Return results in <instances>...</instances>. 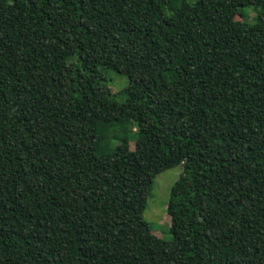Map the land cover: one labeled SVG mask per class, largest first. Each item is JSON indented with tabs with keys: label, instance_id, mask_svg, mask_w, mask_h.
<instances>
[{
	"label": "trees",
	"instance_id": "trees-1",
	"mask_svg": "<svg viewBox=\"0 0 264 264\" xmlns=\"http://www.w3.org/2000/svg\"><path fill=\"white\" fill-rule=\"evenodd\" d=\"M0 264H264V0H0Z\"/></svg>",
	"mask_w": 264,
	"mask_h": 264
},
{
	"label": "rangeland",
	"instance_id": "rangeland-1",
	"mask_svg": "<svg viewBox=\"0 0 264 264\" xmlns=\"http://www.w3.org/2000/svg\"><path fill=\"white\" fill-rule=\"evenodd\" d=\"M173 8L174 5L170 4L166 7V10L170 12ZM242 12L249 21H251L255 15V10L252 7L244 8ZM236 18L241 20L243 16L238 15ZM105 76L108 86L113 92H117L134 79L133 74H118L113 71H106ZM63 79L67 82V72H65ZM181 171L182 166L176 165L159 173L154 179L151 193L146 199L147 206L143 213V218L151 225L155 233L161 235L164 240L171 239L169 219L166 215V202L168 200L170 188Z\"/></svg>",
	"mask_w": 264,
	"mask_h": 264
}]
</instances>
